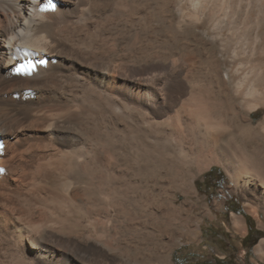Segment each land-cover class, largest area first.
<instances>
[{"label": "bare ground", "instance_id": "bare-ground-1", "mask_svg": "<svg viewBox=\"0 0 264 264\" xmlns=\"http://www.w3.org/2000/svg\"><path fill=\"white\" fill-rule=\"evenodd\" d=\"M121 1L0 0V264H175L180 238L199 236L194 178L214 164L264 205V115L255 124L242 110L264 107V31L212 25L209 84L189 70L177 101L143 112L121 89L142 84L128 70L152 52L124 46L120 20L137 0L120 19ZM178 3L163 0L158 20L207 19L194 16L205 5L193 2L191 20Z\"/></svg>", "mask_w": 264, "mask_h": 264}, {"label": "rangeland", "instance_id": "rangeland-1", "mask_svg": "<svg viewBox=\"0 0 264 264\" xmlns=\"http://www.w3.org/2000/svg\"><path fill=\"white\" fill-rule=\"evenodd\" d=\"M123 1H121L123 5L119 4L120 10L123 8L120 12V19L123 15H126L128 10V7H125ZM178 1L179 3L176 7L182 8V12H185V14L187 13V17L189 16L188 19L195 20L196 14H198V16L203 15L204 18L207 19H205L204 22L197 21L189 25L174 21L166 22V20L163 22L162 20H158L162 15V12H160L162 11V5H160V3L163 4V0H139V2L137 0L136 3H134V5H137L135 6V13L132 14L133 16L128 13L129 16L126 15V17L121 19L123 21L120 20L121 23L124 22V25L123 23V26L121 25L123 31L125 28L130 29L128 32L125 30V34L128 35V37L124 42V46L129 44L134 46V49H138L140 46L141 49H146L147 47L146 50L150 53L152 52V57L149 61L134 65L133 70H128L129 74L135 77L139 76L138 79L140 78L139 81H141L142 84L136 85L133 82L127 81L121 89V96L124 95L123 97H125L128 104L131 107L136 105L135 107H139L143 112L153 111L159 104L170 105L177 101L180 96L179 90L187 87L189 84L187 83L186 75H184V73L187 74L189 70L195 75L197 81H195V84H209V78L214 71V64L212 63L213 49L215 45H220L219 41H214L210 38L212 35L211 33L214 32V28L211 29L212 25L222 23L221 25L224 31L227 32L226 29H230L237 34L242 31L251 33L257 28L264 31V0H250V2H248V0H200L203 3L199 0ZM194 1L197 4L200 3L201 5H205L207 7L205 8L204 6L206 10L202 8V10L199 9L200 11H196L195 15L192 14L193 9L191 6H193ZM248 3L252 5L249 6L250 10H248ZM177 8L173 11L175 15L178 13ZM139 10L141 11L137 13ZM149 12L150 14H148ZM200 12L202 13L201 15L199 14ZM145 13L147 14V18L149 15L154 17L152 21L147 19L150 23L146 21ZM135 14H138V17ZM193 15L195 16L194 18L192 17ZM130 19L131 23L133 20L134 23L131 24L129 21ZM126 20L129 23L125 22ZM127 23L129 24L128 26ZM132 28L135 30L133 29V31ZM236 41V39H233L230 40L229 43L233 46ZM144 49L142 51H145ZM178 53L180 54L178 55ZM161 55H165L167 58L162 61L160 57L158 58V56ZM227 66H229L227 62L223 64L222 71H225L228 68ZM180 71L181 74H177ZM134 86H137V91L135 93L132 92ZM178 87L181 88L179 89ZM155 100L156 102H154ZM158 100L161 101L159 102ZM242 110H244V115H247V117L249 115L251 121L255 124L264 115L263 106L251 110L242 108ZM223 137L224 139L228 138L226 135H223ZM104 150H106L104 151L105 155L108 153V157L112 156V150H110L109 147L107 148V146H105ZM121 150L123 152L127 151L125 148ZM156 152L155 157L152 158V164L155 166L152 165L153 171H157L159 167L161 168L166 165L162 161H158ZM175 171L176 169L171 167L172 174H174ZM208 171L210 172L206 175ZM214 177L217 179L223 178L221 186L214 187V184H216V181H213ZM80 178L83 181L91 182L88 176H80ZM232 184L224 168L217 164L211 165L194 178V186L197 195L193 199H198V204L200 206L198 208V212L200 213V221L198 224L199 236L196 239L198 241L191 240L187 236L181 237L179 245L172 251V260L175 264H264V256L260 257L255 250L256 244L261 239L264 240V205L259 201L257 195L231 190ZM177 196L178 202L187 198L182 192H178ZM234 215L241 217L244 231H239L233 226ZM250 225H255L257 230L260 231V235L247 254V248L243 246L242 239L247 234Z\"/></svg>", "mask_w": 264, "mask_h": 264}, {"label": "trees", "instance_id": "trees-1", "mask_svg": "<svg viewBox=\"0 0 264 264\" xmlns=\"http://www.w3.org/2000/svg\"><path fill=\"white\" fill-rule=\"evenodd\" d=\"M210 171H211V169H210ZM210 171L206 172V175H207ZM222 182H223V178H219V179H217L216 184H214V187H215V186H221V185H222ZM257 233H258V234H257L255 237H253V239H249V235H246V236L242 239V244H243V246L247 248V254L250 252L252 246L256 243V240H257V238H258L259 235H260V231L257 230ZM248 239H249V240H248Z\"/></svg>", "mask_w": 264, "mask_h": 264}, {"label": "crops", "instance_id": "crops-1", "mask_svg": "<svg viewBox=\"0 0 264 264\" xmlns=\"http://www.w3.org/2000/svg\"><path fill=\"white\" fill-rule=\"evenodd\" d=\"M233 226H234V223H233ZM234 227H235V226H234ZM249 231H253V232H255V236L258 234V233H257V228H256L255 225H250V226L248 227V231H247V233H248ZM258 231H259V230H258ZM245 236H246V235H245ZM245 236H244V237H245ZM255 236H254V237H255ZM244 237H243V238H244ZM256 245H257V244H256ZM252 247H253V246H252Z\"/></svg>", "mask_w": 264, "mask_h": 264}, {"label": "flooded vegetation", "instance_id": "flooded-vegetation-1", "mask_svg": "<svg viewBox=\"0 0 264 264\" xmlns=\"http://www.w3.org/2000/svg\"><path fill=\"white\" fill-rule=\"evenodd\" d=\"M214 182L215 181H217V178L216 177H214V180H213ZM246 235H249V239H253V237L255 236V232H253V231H249ZM248 239V240H249ZM245 264V263H244Z\"/></svg>", "mask_w": 264, "mask_h": 264}, {"label": "snow or ice", "instance_id": "snow-or-ice-1", "mask_svg": "<svg viewBox=\"0 0 264 264\" xmlns=\"http://www.w3.org/2000/svg\"><path fill=\"white\" fill-rule=\"evenodd\" d=\"M17 71H20V69H17ZM0 147H2V146H0Z\"/></svg>", "mask_w": 264, "mask_h": 264}]
</instances>
